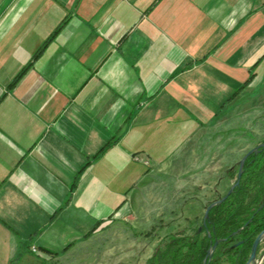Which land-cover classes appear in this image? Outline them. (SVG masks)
<instances>
[{"label": "crops", "instance_id": "1", "mask_svg": "<svg viewBox=\"0 0 264 264\" xmlns=\"http://www.w3.org/2000/svg\"><path fill=\"white\" fill-rule=\"evenodd\" d=\"M262 106L264 0H0V264L204 209Z\"/></svg>", "mask_w": 264, "mask_h": 264}, {"label": "trees", "instance_id": "2", "mask_svg": "<svg viewBox=\"0 0 264 264\" xmlns=\"http://www.w3.org/2000/svg\"><path fill=\"white\" fill-rule=\"evenodd\" d=\"M238 171L237 167L225 179L235 180L232 193L209 211L208 218L187 221V228L181 232L169 231L160 237L146 264H203L217 241L220 243L208 264H246L256 237L264 231V147L247 157L236 185ZM230 188L215 202L221 201ZM215 202L208 203L205 210Z\"/></svg>", "mask_w": 264, "mask_h": 264}, {"label": "rangeland", "instance_id": "3", "mask_svg": "<svg viewBox=\"0 0 264 264\" xmlns=\"http://www.w3.org/2000/svg\"><path fill=\"white\" fill-rule=\"evenodd\" d=\"M260 89L258 90V92ZM242 123H253L252 126H256L258 136L255 142L257 146L264 142V106L258 111L257 120L254 118L251 120L243 121ZM256 123V124H255ZM243 136L247 137L248 140L254 142V135L250 134L248 131L243 130ZM243 156L250 150L255 148L252 143L250 146H243ZM238 163H231L230 167H227V174L231 176L236 170ZM229 171V172H228ZM236 175V174H235ZM227 176V177H228ZM226 177V178H227ZM225 178V179H226ZM225 179H209L210 184L204 189L203 193H197L195 191L194 197L202 198L205 207L210 202H215L218 196H222L225 191L232 187L234 184V179L227 181ZM151 180L147 179L146 182L149 184ZM195 185L198 184V179H195ZM180 184V182H179ZM185 199H190L191 194H179L174 195ZM176 215L171 217L172 210L170 209H158V210H148L144 212L145 224L137 225L133 223L130 227L124 225H116L111 228V230L103 231V234L98 238H93L91 242L83 243L79 251V254L71 255L67 257L65 261L62 262L54 261L48 262L47 264H143L146 260L148 261V256L152 255L154 249L159 244V238L163 237L167 232H181L187 228L186 220L193 221L194 219H202L205 213V208L195 209L194 211H185L178 209ZM160 223H170L172 224L170 228L165 227L162 229ZM134 228V230H131ZM140 232L143 235L139 238L133 236V232ZM107 233V234H106ZM130 236V237H129ZM108 237V238H107ZM77 249V248H76ZM264 251V240L260 245V252ZM138 253L139 256H138ZM132 261H129V260ZM147 263V262H146Z\"/></svg>", "mask_w": 264, "mask_h": 264}, {"label": "water", "instance_id": "4", "mask_svg": "<svg viewBox=\"0 0 264 264\" xmlns=\"http://www.w3.org/2000/svg\"><path fill=\"white\" fill-rule=\"evenodd\" d=\"M261 147H264V144H260L258 145L256 148H254L253 150L249 151L247 153V155L243 158V160L239 163V171H238V180L236 182V185L239 183V178L241 177V174H242V167H243V164L245 162V160L247 159L248 156H250L252 153L256 152L259 148ZM234 186L233 185L230 190L228 191L227 195L221 200V201H218V202H215L211 205H209L207 207V209L205 210V213H204V219H207L208 218V213L209 211L214 207L216 206L217 204L221 203L223 200H225L233 191L234 189ZM264 240V231H262L255 239L254 243H253V246H252V249H251V252H250V255H249V258L246 262V264H257L256 263V259L258 257V248L259 246L261 245L262 241ZM220 243V241H217L213 247L209 250L208 252V255L206 257V259L204 260V263L203 264H208L209 261L211 260V257L213 255V252L215 251L216 247L218 246V244Z\"/></svg>", "mask_w": 264, "mask_h": 264}, {"label": "built area", "instance_id": "5", "mask_svg": "<svg viewBox=\"0 0 264 264\" xmlns=\"http://www.w3.org/2000/svg\"><path fill=\"white\" fill-rule=\"evenodd\" d=\"M263 242V241H262ZM262 244V243H261ZM33 252H36L35 249H33ZM256 263L257 264H264V251L260 252V254L258 255L257 259H256Z\"/></svg>", "mask_w": 264, "mask_h": 264}]
</instances>
